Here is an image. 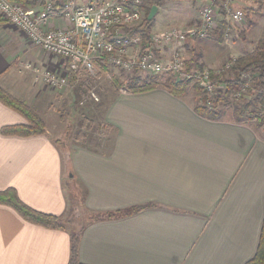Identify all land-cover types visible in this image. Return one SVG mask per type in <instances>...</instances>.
<instances>
[{
    "label": "crops",
    "instance_id": "1",
    "mask_svg": "<svg viewBox=\"0 0 264 264\" xmlns=\"http://www.w3.org/2000/svg\"><path fill=\"white\" fill-rule=\"evenodd\" d=\"M196 4L186 2V16L174 24H151V34L187 29L199 19ZM64 24L55 15L49 28ZM10 25L0 24V86L33 108L47 131L3 134V127L26 120L0 101V191L14 188L31 208L60 216L66 228L30 222L0 203V264H69L71 233L81 229L85 264H245L255 255L264 220L258 119L237 120L225 106L219 119L205 117L195 110L201 99L189 89L183 95L165 86L114 92L103 111L105 142L68 147L65 115L58 111L65 97L41 76L67 63L30 47ZM221 38L230 47L239 42L233 34ZM203 46L189 38L158 52L170 59L180 51L190 67H213L220 54L198 53Z\"/></svg>",
    "mask_w": 264,
    "mask_h": 264
},
{
    "label": "built area",
    "instance_id": "2",
    "mask_svg": "<svg viewBox=\"0 0 264 264\" xmlns=\"http://www.w3.org/2000/svg\"><path fill=\"white\" fill-rule=\"evenodd\" d=\"M236 1L205 0L195 24L187 29L171 28L152 33L148 42L129 33V29L146 17L144 0H88L84 3L64 0L59 14L51 10L52 0H42L38 9L14 0H0V17L18 28L33 45L67 63L64 70L46 68L42 71V80L49 87L67 85L71 71L76 79L82 75L96 77L100 72L112 79L113 71L118 69L128 76L135 73L167 75L174 81L196 85L208 96V104L213 105V99L224 89L223 72L232 68L236 58L221 68L190 67L182 52L176 51L172 58L164 59L158 50L190 37L215 38L221 31L226 38L233 26L244 30L246 14L243 8L235 6ZM55 15L65 24L49 28ZM34 71L40 72L37 68ZM253 78L251 69L240 72L243 86L234 92L235 101L248 98ZM88 97L91 101H100L99 92L94 88L89 90Z\"/></svg>",
    "mask_w": 264,
    "mask_h": 264
},
{
    "label": "trees",
    "instance_id": "3",
    "mask_svg": "<svg viewBox=\"0 0 264 264\" xmlns=\"http://www.w3.org/2000/svg\"><path fill=\"white\" fill-rule=\"evenodd\" d=\"M25 3L29 6H36L42 2V0H14ZM64 0H52V11L55 14H59L63 11ZM153 5H159L160 0H154ZM153 5L146 7V17L138 26L129 29L131 35H139L143 41L148 42L151 35V23L152 19H148L151 8ZM3 23L0 17V24ZM252 25V24H250ZM244 31V30H243ZM222 32V31H221ZM189 66V65H188ZM251 69L254 74L251 86L248 89V98L242 102L233 101L235 106L233 107L234 114L237 120L245 118H253L257 108H260L264 113V30L263 36L256 42L254 49L245 53L242 56L237 57L232 66L233 76L225 79L224 89L221 90L217 97L213 99V105L208 104V96H204L202 103L195 107L196 112L199 114L211 118L219 119L223 109L219 107V104L224 105V101L228 97H232L234 92L240 90L243 86L242 80H240V72L242 70ZM76 75L74 72H70V81L74 82ZM129 86L131 92H145L157 88L159 82L154 76L141 75L135 73L133 76H128ZM190 83L174 81L171 76H168L165 83V87L175 95H183ZM198 92H201L199 87H196ZM255 93V94H254ZM255 96V97H254ZM0 101L5 105L11 107L15 111L19 112L26 120L24 124L10 125L2 128L3 134L18 135V136H32L45 134L47 131V125L45 120L35 112L28 104L24 101L14 97L3 87L0 86ZM226 102V101H225ZM262 104V105H261ZM260 125L262 124L261 120ZM82 126L85 128H94L98 130L100 127L96 121H90L84 119ZM83 130V129H82ZM82 133L81 131H79ZM83 135L78 136L81 138ZM84 138V137H83ZM0 203L6 204L14 208L21 216L30 222L40 224L47 227L53 228H66L63 219L60 216L47 214L37 211L31 208L29 205L24 203L18 196L17 191L14 188L0 191ZM140 207H135L133 210H137ZM74 231L71 233V258L69 264H85L79 258V240L81 232ZM245 264H264V220L260 233L259 243L255 255L249 259Z\"/></svg>",
    "mask_w": 264,
    "mask_h": 264
},
{
    "label": "rangeland",
    "instance_id": "4",
    "mask_svg": "<svg viewBox=\"0 0 264 264\" xmlns=\"http://www.w3.org/2000/svg\"><path fill=\"white\" fill-rule=\"evenodd\" d=\"M145 1L147 7H149L154 3L153 2L154 0H145ZM188 1H192V3H197L195 9L198 10V12L195 13L197 15L199 14L200 16L199 9L201 4L205 0H166L163 3V8L161 12L158 13L153 23H151L152 26L156 28L160 24L164 25V24L176 23L178 17L186 16L185 8L187 7L186 2ZM241 1L243 2V5L239 6L240 4H242ZM235 6L243 8L246 14V24H245L246 26H244V31L240 30L239 27L236 26H233L232 28L233 30L231 31V34H233L235 37H239V42L237 41L238 39H235L233 43H231V47H230L228 44H225V41H223V39L221 38L222 32H219L220 40L190 37V40L197 42L198 44L204 45L202 49L198 50V53L203 52L204 54L209 55L211 53L213 54L217 52L218 54H220L219 55L220 59L218 58L219 59L218 63L215 64L213 67H210L208 65L207 67L209 68H218V67L221 68L223 67V65H225V63H227L231 59L237 58V56H239L240 54L244 55L245 53L253 50L256 42L263 36L264 0H244V1L237 0L235 2ZM2 20L3 23L6 22L9 23L7 20L3 18ZM195 22L196 20L192 23V25L195 24ZM26 41L28 42L30 47L32 48L36 47L28 39ZM36 48L39 49L40 52L42 50L41 54H44L45 52L46 54L61 59V57L48 53L47 51H44L39 47ZM233 54H235L234 57ZM229 56H231V58L223 62ZM50 68L56 69L55 67H50ZM100 73L96 77H92V78L89 76L82 75L79 79L75 78L74 82L70 81V73H69V83L60 88H52L51 86L49 87L42 81V83L46 85L51 91H54L56 95L58 94L65 97L64 106L61 110L58 109V111L65 115V116L63 115L65 137L62 138L65 139L64 141H67L66 146L68 147H73L78 143L81 144L87 143L89 145L93 144L94 146L95 144L98 143L103 144L105 142L107 135L106 134L107 122L104 120V112H103L104 108L110 102L114 92L115 94L121 93L123 91L120 90L123 88L124 90L128 89V91L131 92L129 86V78L126 73H123L118 69H115L113 71V73L115 74H113L114 76L112 79L106 77L103 73L101 74ZM223 74H224L223 84H225L224 83L225 79L233 76L232 68L225 70ZM154 77L157 78V81L159 82V86H165V83L168 78L167 75L154 76ZM196 87L198 86L190 84L187 89H189V91H192V93L198 95L199 96L198 99L199 100L201 99L202 101L205 94L203 93L202 90L201 92H198L196 90ZM92 88H94L96 91L99 92L100 101L98 102L91 101L90 98L88 97V92ZM234 100L235 98L233 96L228 97L225 100L226 102L224 101V105L220 103L219 107H221V109H224L225 107H229L233 109V107L235 106L233 102ZM56 108L58 107L56 106L55 109ZM256 110L260 111V108H257ZM257 111L254 110L255 114L251 119L255 118L261 120L262 124L259 127L257 126V131L259 136H264V130H263L264 113H262L263 112L262 110L261 112H257ZM55 115H58V112L53 114V116ZM84 119L90 121L92 120L96 121V123L99 125L100 128L98 130H95L94 128H85L84 126H82V122L84 121ZM79 131H81L82 133H80ZM80 135H83L84 138L83 137L77 138ZM65 152L67 153V151ZM73 218H74V212L71 213V219ZM64 224L66 226L65 222Z\"/></svg>",
    "mask_w": 264,
    "mask_h": 264
},
{
    "label": "water",
    "instance_id": "5",
    "mask_svg": "<svg viewBox=\"0 0 264 264\" xmlns=\"http://www.w3.org/2000/svg\"><path fill=\"white\" fill-rule=\"evenodd\" d=\"M157 9H158V6L157 5H153L152 6L151 11H150V14L148 16V19L149 20L152 19L155 16V14L157 12Z\"/></svg>",
    "mask_w": 264,
    "mask_h": 264
}]
</instances>
